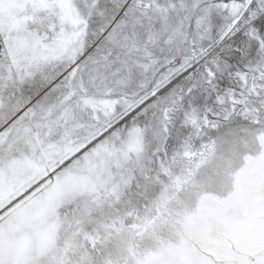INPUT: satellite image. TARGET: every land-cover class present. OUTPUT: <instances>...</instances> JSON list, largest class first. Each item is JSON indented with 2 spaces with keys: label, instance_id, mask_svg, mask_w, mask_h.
<instances>
[{
  "label": "snow or ice",
  "instance_id": "obj_1",
  "mask_svg": "<svg viewBox=\"0 0 264 264\" xmlns=\"http://www.w3.org/2000/svg\"><path fill=\"white\" fill-rule=\"evenodd\" d=\"M0 264H264V0H0Z\"/></svg>",
  "mask_w": 264,
  "mask_h": 264
}]
</instances>
